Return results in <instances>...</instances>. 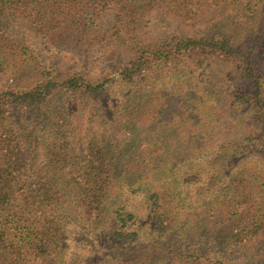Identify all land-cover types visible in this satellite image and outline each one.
I'll return each instance as SVG.
<instances>
[{
	"label": "trees",
	"instance_id": "obj_1",
	"mask_svg": "<svg viewBox=\"0 0 264 264\" xmlns=\"http://www.w3.org/2000/svg\"><path fill=\"white\" fill-rule=\"evenodd\" d=\"M0 264H264V0H0Z\"/></svg>",
	"mask_w": 264,
	"mask_h": 264
},
{
	"label": "rangeland",
	"instance_id": "obj_2",
	"mask_svg": "<svg viewBox=\"0 0 264 264\" xmlns=\"http://www.w3.org/2000/svg\"><path fill=\"white\" fill-rule=\"evenodd\" d=\"M110 19H111V16H110V14H106L105 15V17H104V19H103V22L105 23V24H107L109 21H110ZM40 51H42V53H43V55L45 56V57H48V55H47V50H42V48L40 49ZM69 55H70V59L71 58H73V55L74 54H72V53H69Z\"/></svg>",
	"mask_w": 264,
	"mask_h": 264
}]
</instances>
